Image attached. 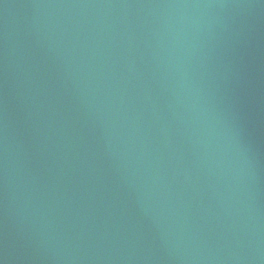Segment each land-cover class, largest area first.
I'll return each mask as SVG.
<instances>
[{
    "label": "water",
    "instance_id": "95a60500",
    "mask_svg": "<svg viewBox=\"0 0 264 264\" xmlns=\"http://www.w3.org/2000/svg\"><path fill=\"white\" fill-rule=\"evenodd\" d=\"M0 264H264V0H0Z\"/></svg>",
    "mask_w": 264,
    "mask_h": 264
}]
</instances>
